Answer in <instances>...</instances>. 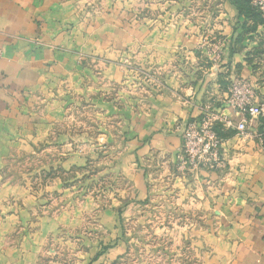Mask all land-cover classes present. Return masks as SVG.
I'll use <instances>...</instances> for the list:
<instances>
[{"label":"crops","instance_id":"obj_1","mask_svg":"<svg viewBox=\"0 0 264 264\" xmlns=\"http://www.w3.org/2000/svg\"><path fill=\"white\" fill-rule=\"evenodd\" d=\"M117 6L116 0H0V264H136L127 255L138 241L126 235L168 234L170 226L123 222L141 223L156 214L145 205L167 200L177 209L164 215L200 219L173 227L174 259L183 263L189 232L201 264H264V140L241 139L218 124L225 166L198 177L176 169L186 123L204 109L222 110L234 78L246 79L264 100V25L240 14L233 0H163L165 18L130 24ZM187 9L198 10L197 18L183 16ZM127 58L133 65H123ZM90 103L99 123L113 122V130L99 129L103 137L119 131L130 139L137 173L125 213L99 211L96 225L77 227L75 217L84 212L68 204L59 210L57 202L72 201L70 187L82 177L74 171L86 159L68 151L75 138L89 136L75 131L74 111ZM226 113L234 122L244 118ZM38 150L66 154L43 164ZM32 151L28 178L26 163L13 164L11 173L1 161Z\"/></svg>","mask_w":264,"mask_h":264},{"label":"rangeland","instance_id":"obj_2","mask_svg":"<svg viewBox=\"0 0 264 264\" xmlns=\"http://www.w3.org/2000/svg\"><path fill=\"white\" fill-rule=\"evenodd\" d=\"M196 0H188V3L193 4ZM117 9L120 14H122V22L131 23V20H143L144 18L152 19L155 21H160L162 18H165V14L162 11L161 4L163 0H116ZM183 16L186 18L193 19L197 18L195 15L199 13L196 9L184 10ZM119 14V16H120ZM200 16V15H198ZM169 19H176V15H173L169 12L167 15ZM200 18V17H198ZM174 19V20H175ZM128 60V58H127ZM129 61V60H128ZM124 62L125 67L133 65L130 61ZM109 91V95L111 94ZM129 92V91H127ZM113 93V92H112ZM112 96V95H111ZM91 101V99H90ZM125 111L126 108L123 107ZM98 107L91 104L88 107L83 109L75 108L74 115L78 116V121L75 123V131L81 134V131L84 133H89L88 137L84 138H75L73 142L72 156L74 158L84 157L86 159V165L83 170L75 169L74 177L77 178L79 174L81 179L78 181L74 180V185L70 187V197L72 196V201L67 203L66 201L60 200L57 202V209L65 208L66 205L68 208L73 207L74 210L79 212H84L85 215L81 217H75L74 225L77 227L80 226H94L97 224L96 214L99 211L103 210H113L117 211L120 214L125 213V201L129 199V194L132 192V180L136 177L135 165L132 164L133 161L129 159V153L131 148L129 146L130 139L124 136V133L117 131V136L113 137H103L104 134L100 133L99 129L101 127L105 128L107 131L113 130V122H98L97 121ZM84 118V119H83ZM83 119V121H82ZM120 127H129V122L119 123ZM101 134V135H100ZM38 153V161H41L43 164L45 162H55L59 163L63 158V155L66 153L55 152L53 155L50 153L40 154ZM121 155V158H119ZM35 151L27 153H19L16 155L9 156L8 159L1 160L6 164H11V173L13 172L14 165L25 164V174L28 178L32 170H29V163L34 162ZM5 163H2L5 167ZM14 164V165H13ZM21 167V166H20ZM2 170H0L1 172ZM7 173V171H4ZM16 173L18 171H15ZM20 172L21 169H20ZM46 172V171H44ZM50 173V172H46ZM139 173V169H138ZM181 174V173H180ZM43 173V177H44ZM58 176V173H57ZM182 176V174H181ZM60 177V173H59ZM67 178V176L62 175L61 178ZM144 177V176H143ZM188 177V175L186 176ZM189 193L192 194V191L187 189ZM167 193V192H165ZM176 192L169 191L170 196H175ZM158 194H162L160 191ZM60 199V198H59ZM122 199V200H121ZM124 199V200H123ZM144 211H155L156 214L150 213L147 219L142 218L141 223H136L132 221L123 222L124 225H141V226H170L168 234H127L126 238L133 237L137 239L138 245L131 246L133 249L128 253L127 257L131 258L133 261H137L136 264H201L198 260H194L195 254L194 247L191 245L192 239H194V234L186 232V249L185 255L183 257V263L179 259H174L176 255V250H174V244L178 241V233L173 231L174 226H181L186 224L187 227H192L194 220H200L199 218L193 217H181V218H172L168 214L164 215L163 211L165 209H177V204H173L170 201H157L151 202L148 206L143 207ZM181 208V207H180ZM182 209V208H181ZM87 213V214H86ZM164 216V217H163ZM197 224V223H196ZM75 235V231L72 233ZM107 237H111L110 234H107ZM128 252V251H127ZM148 261V262H147Z\"/></svg>","mask_w":264,"mask_h":264},{"label":"built area","instance_id":"obj_3","mask_svg":"<svg viewBox=\"0 0 264 264\" xmlns=\"http://www.w3.org/2000/svg\"><path fill=\"white\" fill-rule=\"evenodd\" d=\"M250 5L264 25V0H250ZM217 44L220 46V41ZM214 53L216 58L220 56V51L214 50ZM224 104L220 111L204 109L197 120L187 122L183 128L176 165L182 175L188 173L198 177L201 171H217L225 166L224 141L215 131L218 124L223 130L234 129L241 139L252 138L263 144L264 130L258 133L248 127L249 123L264 125V100L257 99L253 85L241 77L234 78L227 89ZM226 110L239 113L244 118L234 122Z\"/></svg>","mask_w":264,"mask_h":264},{"label":"trees","instance_id":"obj_4","mask_svg":"<svg viewBox=\"0 0 264 264\" xmlns=\"http://www.w3.org/2000/svg\"><path fill=\"white\" fill-rule=\"evenodd\" d=\"M234 5L238 9L240 14L244 16H249L255 21H259L262 23V20L258 13H256L250 5V0H233Z\"/></svg>","mask_w":264,"mask_h":264}]
</instances>
